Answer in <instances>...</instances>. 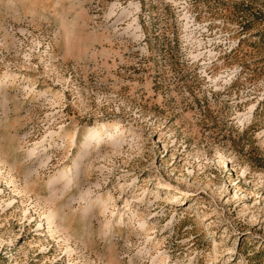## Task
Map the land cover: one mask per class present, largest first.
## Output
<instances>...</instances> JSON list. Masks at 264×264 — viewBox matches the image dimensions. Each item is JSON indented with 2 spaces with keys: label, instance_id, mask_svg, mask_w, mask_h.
<instances>
[{
  "label": "rangeland",
  "instance_id": "obj_1",
  "mask_svg": "<svg viewBox=\"0 0 264 264\" xmlns=\"http://www.w3.org/2000/svg\"><path fill=\"white\" fill-rule=\"evenodd\" d=\"M0 264H264V0H0Z\"/></svg>",
  "mask_w": 264,
  "mask_h": 264
},
{
  "label": "bare ground",
  "instance_id": "obj_2",
  "mask_svg": "<svg viewBox=\"0 0 264 264\" xmlns=\"http://www.w3.org/2000/svg\"><path fill=\"white\" fill-rule=\"evenodd\" d=\"M103 200L102 199H98V200H94L93 204H98V203H101Z\"/></svg>",
  "mask_w": 264,
  "mask_h": 264
}]
</instances>
